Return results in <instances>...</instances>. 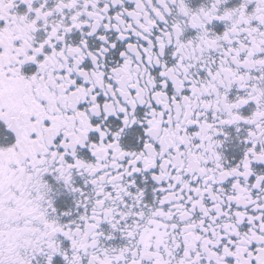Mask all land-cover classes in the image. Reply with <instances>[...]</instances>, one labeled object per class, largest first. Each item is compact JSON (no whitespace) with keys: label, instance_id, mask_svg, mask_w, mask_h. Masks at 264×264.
<instances>
[{"label":"snow or ice","instance_id":"1","mask_svg":"<svg viewBox=\"0 0 264 264\" xmlns=\"http://www.w3.org/2000/svg\"><path fill=\"white\" fill-rule=\"evenodd\" d=\"M0 264H264V0H0Z\"/></svg>","mask_w":264,"mask_h":264}]
</instances>
